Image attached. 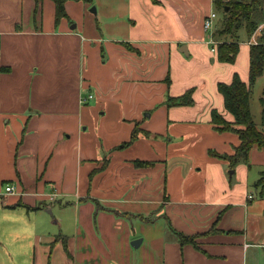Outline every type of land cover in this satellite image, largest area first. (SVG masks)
Returning <instances> with one entry per match:
<instances>
[{
    "label": "crops",
    "instance_id": "1",
    "mask_svg": "<svg viewBox=\"0 0 264 264\" xmlns=\"http://www.w3.org/2000/svg\"><path fill=\"white\" fill-rule=\"evenodd\" d=\"M214 1L97 0L94 15L67 0L55 23L52 0H0V264H114L88 236L148 214L174 235L161 264H253L264 199L252 201L250 163L211 154L240 142L211 112L232 121L217 83L247 81L253 42L243 72L217 59L203 28ZM190 88L191 104H168ZM249 161L258 179L264 149Z\"/></svg>",
    "mask_w": 264,
    "mask_h": 264
},
{
    "label": "trees",
    "instance_id": "2",
    "mask_svg": "<svg viewBox=\"0 0 264 264\" xmlns=\"http://www.w3.org/2000/svg\"><path fill=\"white\" fill-rule=\"evenodd\" d=\"M55 5V23L61 18L67 17L65 11V2L67 0H52ZM91 2L92 0H82ZM229 9L223 14L221 27L215 32V36L233 35V30L245 23L246 33L248 37L253 29L258 25L254 19L253 9L260 5V0H229ZM215 6H220V0H215ZM226 7V6H224ZM228 7V6H227ZM219 40V39H218ZM239 51V43L229 38H221L216 44L217 59L222 62L233 63ZM264 63V35H261L257 43L249 45V68L248 79L243 81L237 72H234L230 82H218L217 90L223 97L224 107L233 119L225 120L217 111L211 112V122L218 131H232L238 135L239 144L234 147L232 154H217L211 151V154L226 159L231 167L238 163L249 165V152L251 148L257 147L264 149V108L261 113L262 128H258L251 116L249 108L250 88L255 79L261 74ZM193 89L186 90L177 97H169L168 104H184L188 105L193 102L191 94ZM141 130L135 125L131 131L128 141L122 142L117 148L132 143ZM256 185L260 186L261 193H264V169L260 172V176L256 181ZM29 208V207H28ZM36 208V207H34ZM33 208V209H34ZM177 241L181 244H191L195 248L198 245L195 241L196 235H185L181 232L173 230ZM64 243V241H63Z\"/></svg>",
    "mask_w": 264,
    "mask_h": 264
},
{
    "label": "rangeland",
    "instance_id": "3",
    "mask_svg": "<svg viewBox=\"0 0 264 264\" xmlns=\"http://www.w3.org/2000/svg\"><path fill=\"white\" fill-rule=\"evenodd\" d=\"M100 1L105 7V4L108 5L109 3V0ZM91 3L89 10L92 6H94L96 10L98 5L97 0H92ZM229 5V0H220V6L215 7L217 18L215 19L214 24L217 29L221 27L223 14L226 11L224 8L229 9ZM93 14L95 15L94 12ZM253 15L258 25L253 29L249 37L246 33L245 23H242L239 27L234 29L233 35L230 34V36L224 35L217 37L219 40L221 38H229L231 40H236L239 43V51L236 55L235 64L240 72H243V69H246L247 64V49L244 44L247 40L254 43V41L260 39L261 35H264V0H260V5L254 7ZM249 108L255 125L258 128H262L261 113L264 108V63L261 74L251 85ZM249 163L251 165V171L249 172V191L254 195L252 201L259 202L260 199H264V196L260 193V186H256L254 182L258 177V170L262 167L253 164L250 161ZM112 218V222H107L106 220L103 221L102 229L104 230V233L99 236L98 240H95L91 234L87 239V242L92 249L95 247L97 250H100L98 254L100 259H105L106 262L114 261V264H161V250L163 243L167 239L172 240V238H174V235L168 231L164 219L154 217L152 220V215L150 216L149 214L142 217L134 216L120 218L114 216ZM79 227L81 226L79 225ZM263 228L262 230H264ZM259 234H261L260 240L262 239V241H264V232L263 234ZM135 239H141V242L137 247H134L131 244V241ZM97 245H100V247ZM250 250L248 259L249 263L264 264V249L251 248ZM253 250H259L260 252L263 250V253H260L256 262L254 260L256 255ZM251 259H253V262L250 261Z\"/></svg>",
    "mask_w": 264,
    "mask_h": 264
},
{
    "label": "built area",
    "instance_id": "4",
    "mask_svg": "<svg viewBox=\"0 0 264 264\" xmlns=\"http://www.w3.org/2000/svg\"><path fill=\"white\" fill-rule=\"evenodd\" d=\"M216 14L215 12H211L209 15H207L204 20H203V28L205 31H208L210 34V39L207 41L208 43H211L213 46H211V51H215V44L218 42L212 39V31L214 29V21H215ZM92 95H89L91 97ZM5 190L8 192H12V187L11 186H6ZM249 198H251V195H248Z\"/></svg>",
    "mask_w": 264,
    "mask_h": 264
},
{
    "label": "water",
    "instance_id": "5",
    "mask_svg": "<svg viewBox=\"0 0 264 264\" xmlns=\"http://www.w3.org/2000/svg\"><path fill=\"white\" fill-rule=\"evenodd\" d=\"M92 12H94L95 13V7L94 6H92V8L90 9ZM180 50L181 51H183V52H186V46L185 45H183L181 48H180ZM140 242H141V239H135V240H132L131 241V244L134 246V247H137L139 244H140Z\"/></svg>",
    "mask_w": 264,
    "mask_h": 264
}]
</instances>
